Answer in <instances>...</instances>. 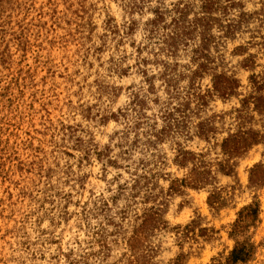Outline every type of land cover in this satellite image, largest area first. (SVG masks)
I'll return each instance as SVG.
<instances>
[{
	"label": "rangeland",
	"instance_id": "rangeland-1",
	"mask_svg": "<svg viewBox=\"0 0 264 264\" xmlns=\"http://www.w3.org/2000/svg\"><path fill=\"white\" fill-rule=\"evenodd\" d=\"M0 264H264V0H0Z\"/></svg>",
	"mask_w": 264,
	"mask_h": 264
}]
</instances>
